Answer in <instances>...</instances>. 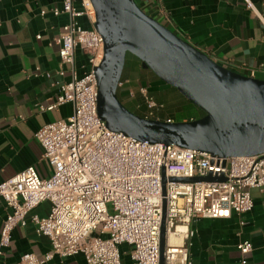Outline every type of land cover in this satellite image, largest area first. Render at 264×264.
Wrapping results in <instances>:
<instances>
[{
  "label": "built area",
  "instance_id": "obj_1",
  "mask_svg": "<svg viewBox=\"0 0 264 264\" xmlns=\"http://www.w3.org/2000/svg\"><path fill=\"white\" fill-rule=\"evenodd\" d=\"M77 2L62 0L61 7L51 9L55 16L69 17L57 42L61 62L72 66L71 78L59 83L54 103L40 107L45 111L72 103L74 113L35 133L52 167L49 177L30 166L0 183V197L10 209L0 233V257L10 247L14 229L25 226L30 215L37 233L49 239L51 250L44 256L26 252L16 264H47L56 256L78 254L84 255L86 264H122L121 245L130 247L134 264H160L166 203L164 264H192V222L250 212L254 207L252 190L264 193V153L220 157L139 141L111 130L98 113L95 67L104 58V39L94 27L86 29L78 21L88 16L95 22L91 1L81 0V6ZM78 49L88 53L91 64L82 77L75 68ZM255 73L251 69L247 75L255 77ZM59 74L65 76L66 70L61 68ZM140 93L148 109L144 118L162 120L163 105L149 88L141 86ZM208 176L223 180H171ZM45 202L50 203L48 214L34 213ZM179 226L183 230H178ZM172 235L184 243L172 242ZM238 248L240 264H250L252 242L244 241Z\"/></svg>",
  "mask_w": 264,
  "mask_h": 264
},
{
  "label": "crops",
  "instance_id": "obj_2",
  "mask_svg": "<svg viewBox=\"0 0 264 264\" xmlns=\"http://www.w3.org/2000/svg\"><path fill=\"white\" fill-rule=\"evenodd\" d=\"M136 1L149 15L221 65L246 75L254 69L255 77L264 79V0H249L254 9L249 8L247 0ZM77 4L81 6V0ZM61 6L62 0H0V183L30 166L49 177L52 167L35 133L74 113L72 103L53 110L40 109L54 103L60 93L59 83L71 78L72 66L61 62L57 42L69 17L51 12ZM43 10L47 11L45 15L41 14ZM78 21L86 29H92L95 23L88 16ZM61 68L66 70L65 76L59 74ZM75 68L80 77L91 68L88 53L82 49L76 52ZM133 75L130 71L121 80L126 102H133L141 86L161 93L152 95L164 102L167 89L162 83H143L139 74ZM175 115L166 111L160 117L177 121ZM186 120L188 116L181 119ZM252 196L254 207L248 213L192 222V264H240L238 245L247 240L253 244L249 263L264 264V193L253 189ZM49 210L50 203L45 202L34 213L45 216ZM9 212L0 197V233ZM120 249L122 264H134L130 247L121 245ZM50 250L49 239L37 233L29 215L25 226L14 229L12 243L0 257V264H16L26 252L44 256ZM47 264H86V260L83 254L56 256Z\"/></svg>",
  "mask_w": 264,
  "mask_h": 264
},
{
  "label": "water",
  "instance_id": "obj_3",
  "mask_svg": "<svg viewBox=\"0 0 264 264\" xmlns=\"http://www.w3.org/2000/svg\"><path fill=\"white\" fill-rule=\"evenodd\" d=\"M90 1L96 12L94 28L104 39V58L95 67L98 113L111 130L139 141L176 145L220 157L264 153V79L221 65L149 15L136 0ZM128 53L141 61L143 69L151 70L161 82L176 88L205 115L168 122L146 119L128 109L118 96ZM165 217L166 203L160 264H164L166 247Z\"/></svg>",
  "mask_w": 264,
  "mask_h": 264
},
{
  "label": "trees",
  "instance_id": "obj_4",
  "mask_svg": "<svg viewBox=\"0 0 264 264\" xmlns=\"http://www.w3.org/2000/svg\"><path fill=\"white\" fill-rule=\"evenodd\" d=\"M152 76H153V80L152 81H160V79L154 74V73H151ZM125 75L123 74V77H122V80L124 79ZM142 82L143 83H147L149 82L148 79L145 77V78H141ZM163 84L164 87H166L165 89V92H163L164 94V97H165V100L164 102H162L161 100H157L155 97V100L163 105V108L161 109L160 111V115L162 116L164 113H166V111H170L172 112V114H176L178 112H181V111H193V108H195L199 115L198 116H195L194 114H192V112L188 113V120H193V119H197V118H200L202 116L205 115V112L203 110H201L199 107H197L195 104H193L191 101H189L188 99H186L176 88L172 87V86H169L167 84H164L163 82H160ZM120 90V88H119ZM118 90V96L120 98V100L126 105V107L128 108L127 104L123 101V99L121 98V93L119 92ZM151 95H155V94H161L159 92H152L151 90H149ZM158 91V90H157ZM173 92H178L181 96V99H174L173 98ZM162 94V95H163ZM166 95V96H165ZM159 97V95H158ZM166 101V102H165ZM131 106L133 107L131 109V111H133L135 114L141 116V117H144L145 113L144 112H147V105L143 104V99L141 96H137L135 97V99L133 100L132 103H130ZM137 104H141L140 106V109H135V105ZM190 105L193 107H190ZM192 108V109H191ZM129 109V108H128Z\"/></svg>",
  "mask_w": 264,
  "mask_h": 264
},
{
  "label": "rangeland",
  "instance_id": "obj_5",
  "mask_svg": "<svg viewBox=\"0 0 264 264\" xmlns=\"http://www.w3.org/2000/svg\"><path fill=\"white\" fill-rule=\"evenodd\" d=\"M140 62L141 61L137 57H135L134 55L128 53L127 54V58H126V64H125V68H124V73L123 74L127 75L130 71H132L134 73L133 76H137V74H139L138 71L142 69V67L140 66ZM119 92L121 93V98L127 104L126 99H125V98H127V96H126L127 93L125 95H123L121 89L119 90ZM135 94H137V93H135ZM138 96L142 97L140 92H139ZM173 98L178 100V99H181V96H180V94L178 92H173ZM128 105H129V103H128ZM190 107H192V106L190 105ZM190 112H192V114H194L195 116L199 115L198 111L195 108H193V111H181V112L176 113V115H175L176 116V120L177 121H181V119L184 116H187L188 113H190Z\"/></svg>",
  "mask_w": 264,
  "mask_h": 264
},
{
  "label": "flooded vegetation",
  "instance_id": "obj_6",
  "mask_svg": "<svg viewBox=\"0 0 264 264\" xmlns=\"http://www.w3.org/2000/svg\"><path fill=\"white\" fill-rule=\"evenodd\" d=\"M140 66L142 67V64H141V62H140ZM138 73H139V78H140V80H141V78H147L148 79V81L150 82V84H152V83H160L161 81H152L151 82V80H153V76H152V74L151 73H153L151 70H149V69H143V67H142V69L141 70H139L138 71ZM142 81V80H141ZM163 85V84H162ZM120 88V87H119ZM127 106H128V108L131 110L132 109V106H131V104L129 103V105H128V102H127Z\"/></svg>",
  "mask_w": 264,
  "mask_h": 264
},
{
  "label": "bare ground",
  "instance_id": "obj_7",
  "mask_svg": "<svg viewBox=\"0 0 264 264\" xmlns=\"http://www.w3.org/2000/svg\"><path fill=\"white\" fill-rule=\"evenodd\" d=\"M178 230H183V227L179 226ZM172 242L174 243H179L180 242V238L176 235H172Z\"/></svg>",
  "mask_w": 264,
  "mask_h": 264
}]
</instances>
